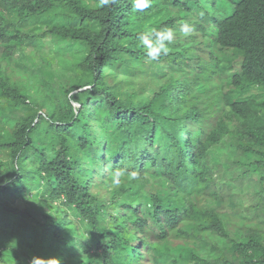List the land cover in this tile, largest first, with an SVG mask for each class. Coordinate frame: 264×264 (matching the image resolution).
<instances>
[{"label": "trees", "instance_id": "1", "mask_svg": "<svg viewBox=\"0 0 264 264\" xmlns=\"http://www.w3.org/2000/svg\"><path fill=\"white\" fill-rule=\"evenodd\" d=\"M91 1L0 0V58L32 40L30 64L0 60V264H264L262 232L236 223L234 238L205 206L219 196L210 153L224 133L264 194V0H151L142 12ZM155 16L193 28L158 61L137 39ZM54 54L68 71L57 82L42 71ZM252 87L260 100L236 99ZM202 93L228 123L210 126ZM117 169L137 179L112 187Z\"/></svg>", "mask_w": 264, "mask_h": 264}, {"label": "rangeland", "instance_id": "2", "mask_svg": "<svg viewBox=\"0 0 264 264\" xmlns=\"http://www.w3.org/2000/svg\"><path fill=\"white\" fill-rule=\"evenodd\" d=\"M91 2L96 3L97 0H92ZM158 20L159 16L153 17L150 21V26H157L156 24ZM45 41L47 42L48 46H43L40 48V55L37 54L35 56V60L40 59L42 61V58H45L44 53L50 52L49 47H51V41L49 39H46ZM31 42V39H27L25 43L27 44L26 46L28 50H23L20 48V41L14 39L9 45H16L14 47L16 51L13 53V56L5 54V57L0 58L2 61L1 67L5 69L10 64H12L13 62L11 60L14 57L17 58L20 63L30 64L31 61L25 59L28 57L26 52L29 53L32 50ZM17 45L20 47H17ZM169 50H172V43L169 45ZM67 55L70 57L69 54H66V56ZM52 57L53 63L46 60L47 64L42 71L46 74V76L57 82L61 80L60 73H68V71L63 68L62 60H60L59 55L54 54ZM19 62L16 61L14 64L17 66V64L19 65ZM155 90L156 88H149L146 92L150 97H152ZM261 94L262 93L259 87H252L246 91H236L235 97L237 100H245L253 97L259 99ZM202 98L205 99V102L202 103L204 110L209 113L212 112L214 115L213 120L210 122V126L212 128L217 125L220 117L226 120L227 123L231 120L228 116H226L225 110L219 108L217 104L212 102V99L209 98L207 93H202ZM74 104L76 107L79 106L76 102ZM210 161L214 173L213 178L215 180V184L213 183V186H215L216 190L219 192V196L218 198H210L208 203L205 205L206 208L215 210L223 216H227L226 220L230 222V224L227 226L234 238H240L241 236L236 223L240 225L243 224L248 233H251L253 229L264 234V194L261 199L260 196L257 195V191L260 190V184L255 180V178L262 176V174H254L252 172L247 174L244 172L245 168L253 170L255 167L254 165H246L245 168L241 167L242 165H238L239 161L244 163L247 160L244 156L240 155L238 141L236 138L224 133L220 144L216 145L211 151ZM124 200L128 201V198L126 197ZM129 202L132 204H137V201L132 198H129ZM43 204L44 202L32 203V205L39 211H42ZM15 205L16 207L25 208V206H27V201L25 198H18ZM261 239L264 241L263 235L261 236ZM212 241L213 240L209 239L206 234L204 235L202 242L206 252L211 249L209 243ZM171 242L177 244L184 241L167 240V244L169 243L170 245L175 246ZM227 245L232 246V242H228ZM195 246L201 248L195 243L189 244L190 248ZM204 257H207V255L204 254ZM150 259L147 261V264H152ZM162 264L169 263L164 262ZM179 264L193 263H190L189 260L185 259L180 261Z\"/></svg>", "mask_w": 264, "mask_h": 264}, {"label": "clouds", "instance_id": "3", "mask_svg": "<svg viewBox=\"0 0 264 264\" xmlns=\"http://www.w3.org/2000/svg\"><path fill=\"white\" fill-rule=\"evenodd\" d=\"M133 7L136 11H144L151 6V0H132ZM112 0H99L101 7L110 5ZM193 33L191 24L187 21L178 26V30L172 27L148 26L146 29L138 33L137 39L140 45L146 50L147 57L152 61H158L161 56H166L169 52V45L175 40L179 34L181 37L187 38ZM134 181L137 179L135 172L127 173L125 170L117 169L112 173V187H119L122 179ZM31 264H48V259L36 256L32 259ZM55 264H60L58 258Z\"/></svg>", "mask_w": 264, "mask_h": 264}]
</instances>
